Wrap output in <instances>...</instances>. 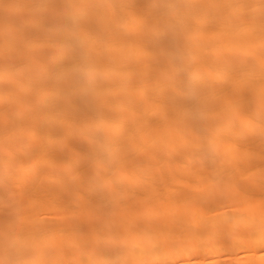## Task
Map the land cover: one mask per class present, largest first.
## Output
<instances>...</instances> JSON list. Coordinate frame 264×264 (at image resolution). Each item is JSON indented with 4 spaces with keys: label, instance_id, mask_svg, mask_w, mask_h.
<instances>
[{
    "label": "bare ground",
    "instance_id": "obj_1",
    "mask_svg": "<svg viewBox=\"0 0 264 264\" xmlns=\"http://www.w3.org/2000/svg\"><path fill=\"white\" fill-rule=\"evenodd\" d=\"M0 264H264V0H0Z\"/></svg>",
    "mask_w": 264,
    "mask_h": 264
}]
</instances>
